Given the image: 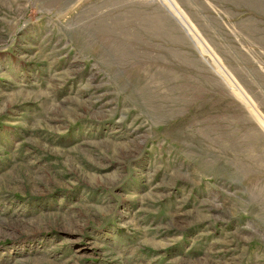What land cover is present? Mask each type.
I'll use <instances>...</instances> for the list:
<instances>
[{
	"label": "rangeland",
	"instance_id": "rangeland-1",
	"mask_svg": "<svg viewBox=\"0 0 264 264\" xmlns=\"http://www.w3.org/2000/svg\"><path fill=\"white\" fill-rule=\"evenodd\" d=\"M0 264H264V0H0Z\"/></svg>",
	"mask_w": 264,
	"mask_h": 264
}]
</instances>
